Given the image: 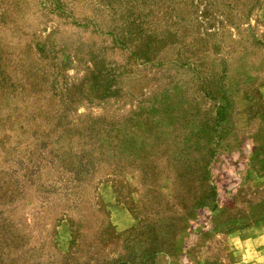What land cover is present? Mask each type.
Here are the masks:
<instances>
[{"label":"rangeland","instance_id":"rangeland-1","mask_svg":"<svg viewBox=\"0 0 264 264\" xmlns=\"http://www.w3.org/2000/svg\"><path fill=\"white\" fill-rule=\"evenodd\" d=\"M243 1L0 0V264L246 263L264 0L246 21ZM95 71L114 96L87 95Z\"/></svg>","mask_w":264,"mask_h":264},{"label":"trees","instance_id":"trees-1","mask_svg":"<svg viewBox=\"0 0 264 264\" xmlns=\"http://www.w3.org/2000/svg\"><path fill=\"white\" fill-rule=\"evenodd\" d=\"M260 0H244L243 1V10L241 16L246 21L249 19V15L251 11L255 10L259 6ZM232 23H236L233 20H230ZM244 22V21H243ZM242 23V22H239ZM246 23V22H245ZM132 35L137 38V42L132 46V50L130 52L131 55L136 58H140L142 62H158V53L157 49V41H154L152 36H144L143 39L140 37L141 31L132 30ZM142 34V33H141ZM153 38V39H152ZM123 47H127L123 43L120 42ZM176 61L179 63H187L190 67L196 66L195 63L189 61V57L181 58L180 56H175ZM91 85L88 87L87 95L91 97V99H104L108 97L114 96L116 93L114 90H111V84L115 81V76H113L110 80L106 78L104 73L100 71L91 72ZM69 150V149H68ZM70 164V163H69ZM78 164V163H77ZM69 174L71 175L70 179L77 180L80 175H82L81 166L80 167H70L68 168Z\"/></svg>","mask_w":264,"mask_h":264},{"label":"crops","instance_id":"crops-1","mask_svg":"<svg viewBox=\"0 0 264 264\" xmlns=\"http://www.w3.org/2000/svg\"><path fill=\"white\" fill-rule=\"evenodd\" d=\"M245 243L249 244L246 245L249 248L245 249V254L246 256L251 255L248 259H244L245 264H264V230L261 228L258 235L248 239Z\"/></svg>","mask_w":264,"mask_h":264}]
</instances>
